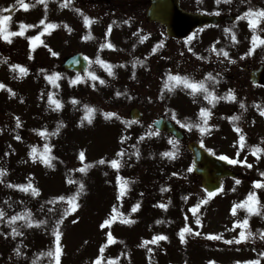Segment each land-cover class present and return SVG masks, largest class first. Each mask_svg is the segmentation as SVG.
Instances as JSON below:
<instances>
[{
  "label": "rangeland",
  "instance_id": "rangeland-1",
  "mask_svg": "<svg viewBox=\"0 0 264 264\" xmlns=\"http://www.w3.org/2000/svg\"><path fill=\"white\" fill-rule=\"evenodd\" d=\"M45 2L46 7L45 3L34 0L29 2L30 8L24 10L17 0H0V15L10 14L8 30L13 32L21 31V24H30L32 28L38 26L36 30L42 29L48 23L56 25L54 29L46 31L48 36L42 38V45L37 41L33 43V46L38 48L36 49L40 54L39 59H42L47 51L56 53V57L60 58L61 54L72 53L76 49L87 55L89 60H93L94 52L88 45L90 43L86 45L85 40L76 38L91 34L83 30L79 33L77 29L81 26H77L76 22L83 24L84 16L89 17L93 22L85 26L94 32L97 27L87 12L95 11L94 5L76 4L84 13L82 15L72 12L75 10L74 5L68 9L70 12L61 6L56 12L57 0ZM107 2L103 5L100 3V11L107 8L110 4ZM140 2L145 8L144 4L148 0ZM181 2V7L187 11L203 8L201 0ZM257 3L259 8L264 9V0H257ZM207 5L210 6V2ZM215 5L213 4V8ZM209 6L203 11L214 14ZM5 9L8 11H4ZM128 10L125 8L126 16L130 13ZM118 11L123 15L124 10ZM45 12H48L47 16ZM138 12L135 10L134 13ZM42 17L45 20L44 25L40 24ZM96 18L95 21L100 23L98 16ZM60 22L62 27H59ZM225 27L221 24L206 29ZM64 28L68 38L64 30L60 31ZM133 28L139 30L140 26L135 22ZM29 30L30 28H25L22 36L10 37L11 42L0 37V83L5 85L0 88V170L4 173L0 175V210L4 213L3 217H0V264H55L52 257L44 254L55 250L54 229L58 220H62L59 225L62 253L60 264H95L97 259H100V264H109V261L112 264H250L256 260L259 264H264V256L261 255L264 251L254 249L252 244L247 243L248 239L244 240L245 243L236 242L242 231L239 224L245 218L248 221L247 228L259 223L260 226L255 231L264 234V198L254 193L257 201L255 207L258 210L256 213H249L246 207H237L233 214L234 206L247 201L245 199L253 194L250 193V186L247 188L242 182L227 181L216 196L207 198L199 181L194 178L191 157L186 153V144L189 141L202 144L206 150H215L222 142L224 147L219 150L222 156L235 160L238 170L249 171L251 167L247 168L246 164H242L245 160L235 154L236 147L231 150L230 147L234 143H240V135L245 137L244 142L254 143L255 140L251 134L237 132L228 124L223 125L221 134L201 132L195 126H182L197 125L195 118L191 117L197 116L201 109L215 107L216 103H209L202 92L193 95L191 89L183 84L177 85L175 81H169V75L179 74L192 78L191 74H185L189 69L188 65L190 67V59L180 56H186L185 52L178 51L182 47L180 43L175 44L163 39V31L156 26H147L144 31L140 30L141 34L137 40L141 49H176L174 53L177 54V60H174V65L168 61L171 71L166 74L157 71L160 63L157 62L156 65L154 60L147 57H132V60H127L120 53L107 56L113 74L106 76V83H96L102 87L103 96L111 97L110 102L109 99L96 98L93 94L84 97L80 92L68 94L62 86V80L57 77L61 74L59 72L55 73L56 77L52 81L48 79L53 76L51 71H45L44 74L32 72L29 65L33 66L34 70L41 69V66L30 61L28 54L23 55L17 47V44L25 50L30 47L26 39L33 37L36 31ZM71 32L76 34L72 35ZM110 34V38L116 43L121 41L116 28H113ZM98 37L99 34L92 33L91 40L95 45L99 44V41L96 42ZM219 38L227 46L235 45L233 37L220 35ZM14 42L15 44H12ZM58 58L52 57L50 64L59 61ZM133 60L140 61L139 64L143 67V73L139 72L134 77L130 74ZM12 65H20L27 71L21 74L18 69H13ZM194 65L197 66L198 62L195 61ZM164 66L168 67L166 63ZM93 68V64L89 65L91 73ZM140 69L142 68H138L139 71ZM98 76L101 79L104 77L102 74ZM132 78L137 82L133 83ZM204 81L209 92L217 97H226L217 89V80H209L206 77ZM166 83L171 90L165 87ZM8 89H11V92ZM221 89L226 91L227 86L221 85ZM50 97L51 100L60 102L59 109L51 103ZM122 97L127 98L129 103L130 100L134 101H131V105H126L120 103L123 101ZM86 106L94 111L89 113ZM133 106H137L143 113L140 123L132 124L128 120V111ZM106 113L115 115L107 117ZM252 115L257 123L253 118L252 130L258 134L264 132V115H261L258 109H255ZM157 116H164L176 122L185 133L186 140L174 145L170 137L154 133L150 124ZM210 123L215 122L211 119ZM143 127L148 130L141 129ZM17 129L25 134L24 139H21V132ZM41 132L46 134L41 135ZM171 146L176 147L177 159L163 155L165 152H171ZM81 152L85 154L83 161L79 157ZM121 152L123 155L117 156V153ZM219 152L216 153L220 154ZM143 154L144 157H150L146 160L140 159L139 155ZM48 157H54L50 161L51 166L44 162ZM169 158L170 162L167 161ZM113 159L118 160V168H108ZM101 160L105 163H99ZM250 160L260 167L256 171L264 172V154L259 157L254 155ZM85 165H90L87 171H79ZM29 184L38 189L37 195H33L31 189L25 191L17 187L27 188ZM80 184H83L84 191L76 200L78 207L65 215V209L70 207L67 198L79 192ZM174 192L176 195L169 199L168 196ZM155 194L163 197L157 199ZM59 197L66 199L62 201ZM197 201L205 207L196 209L193 213L192 209L197 208ZM161 204L165 207H160ZM32 206H45L44 208L49 210L46 214L51 217L47 225L43 215L38 220L32 219L33 214L39 212L38 209L33 210ZM134 207L136 211H133ZM164 208L168 211L165 212ZM25 213H30L31 226L25 219L14 222L11 220V217L23 216ZM105 220L110 223L104 225ZM39 221L44 223L37 224ZM35 225L40 229L36 230ZM185 227L190 228L192 232L185 233V242L182 243L180 232ZM13 228L17 229V235L22 231L19 236L16 235L19 240L16 237L8 239L13 237ZM109 233L114 238L113 241H109ZM190 234L195 239L189 236ZM156 235L166 236L167 239L156 244H145V241L150 242ZM211 235L233 242L224 245L220 240L209 238ZM13 242L16 243L12 244ZM155 248L160 254L153 253ZM152 253L153 257L150 258Z\"/></svg>",
  "mask_w": 264,
  "mask_h": 264
},
{
  "label": "flooded vegetation",
  "instance_id": "flooded-vegetation-1",
  "mask_svg": "<svg viewBox=\"0 0 264 264\" xmlns=\"http://www.w3.org/2000/svg\"><path fill=\"white\" fill-rule=\"evenodd\" d=\"M108 3L114 2L115 0H107ZM236 3L233 7L228 8L227 12L232 13L231 16L226 11L222 16H231L233 20L227 22L228 26L225 28L217 29L206 27L197 30L190 38L183 42L171 41L175 44L180 43L182 47L178 51L186 53V56L181 54V57H189L190 67L188 65V74H191L192 80H204L211 74L212 77L217 80V89L220 92H223L227 96L229 90L235 95V100L223 98L217 99L214 102L216 103L215 107L209 108L210 117H218L219 125L223 126L228 124L230 126L237 127L240 130L246 131L252 127L251 125V116L255 109L258 111H264V88L253 85L250 82V72L257 69L258 67L264 66V45L258 44L253 49V36H257L260 39H264V20L257 25L255 32L251 27H249V21L246 18H241L244 16V13L252 8L253 10L261 9L258 7L257 0H235ZM125 0H121L117 6L113 4H108L107 8H104V11L96 12V14L105 15V19L102 22L104 30L110 35L108 29L111 26V30L116 28L123 38V46L126 57H138L143 58L147 57L149 60H156V63L160 58H164L166 64L170 67L171 61L172 65L175 64L174 60H177V54L174 53L172 47L167 50L168 54H164V51L160 49H148L147 51L141 49V44L138 42V37L141 34L140 30L146 29L145 21V10L143 4L140 0H131V9L128 16L124 13L118 11L120 7H123ZM101 10V8H99ZM135 10H138V13H134ZM143 12H140V11ZM195 11V10H194ZM202 15H211L208 12L195 11ZM110 15V16H109ZM137 15V16H136ZM142 16V18H141ZM118 19H122V26L118 27ZM128 21V23H125ZM137 22L140 26L139 30H134L133 23ZM150 25V24H147ZM131 31H135L138 34H133ZM202 31L201 33H199ZM226 37H235V45H225L219 38V36ZM134 36V39H132ZM134 40V41H133ZM133 43L128 45L130 42ZM176 52V51H175ZM224 52H227V57L223 55ZM179 59V58H178ZM96 62L100 59L96 57ZM198 62V65L195 66L194 62ZM160 68L161 63H160ZM221 85L224 87L227 86V90L224 91L221 89ZM241 104L244 106L241 107ZM232 117H239L238 120H232ZM216 125V124H215ZM214 125V126H215ZM253 137V135H251ZM260 141L255 140L254 143L244 142L246 145L244 155H248L249 152L253 154L251 148L257 147L256 144ZM259 157V156H258ZM249 172L252 176V179L263 178L264 172L256 171ZM240 179H248L249 174L245 171H240Z\"/></svg>",
  "mask_w": 264,
  "mask_h": 264
},
{
  "label": "snow or ice",
  "instance_id": "snow-or-ice-1",
  "mask_svg": "<svg viewBox=\"0 0 264 264\" xmlns=\"http://www.w3.org/2000/svg\"><path fill=\"white\" fill-rule=\"evenodd\" d=\"M40 3H45V7H46V2L45 0H39ZM70 2V0H69ZM17 3L24 9V10H28L30 8V4L29 3H26L25 0H17ZM67 6V4L65 5ZM4 11H8V9H5ZM78 12H80L81 10L80 9H77ZM83 15V13H81ZM241 18H246L248 19L249 21V27H251L253 29V31L255 32L256 30V27L257 25L261 22V20H264V9H258V10H253L252 8H249V10L247 12L244 13V16L241 17ZM11 17L10 16H6V15H0V37H2L4 40L8 41V42H11L10 40V37L12 36H16V35H23L24 32H23V29L25 28H29V27H32V25H24V24H21V31L19 32H13V31H9L8 30V23L10 21ZM84 22H85V25H90L93 21L87 17V16H84ZM125 23H128V21H125ZM40 24L44 25L45 24V20H41L40 21ZM56 27L55 24H52V23H48L45 25V30H49V29H54ZM109 33L111 32V26H109V29H108ZM36 38H33V40H35ZM233 39H235V37L233 36ZM258 44L260 45H264V39H260L259 37L257 36H253V49L258 46ZM103 47V46H102ZM108 47L111 48L113 47L112 44H108ZM53 55H56V53H53ZM223 55L225 57H227V52H224ZM99 63L101 64H104L103 61H99ZM136 63H139V61H136ZM135 67V64L133 65ZM13 69H18L19 72L21 74H25L26 73V69L23 68L22 66L20 65H12L11 66ZM104 67L106 68V70L108 71L109 75H112V71H111V66L110 65H107V64H104ZM48 79L50 81H52L54 79V77H48ZM79 79V78H78ZM92 79H97V77H95V75H92ZM169 81H175L177 85H180V84H183L186 88H189L191 89V94L195 95L197 92H202L204 93L205 95V99L209 100V103H213L215 100L217 99H221V97H217L214 93L212 92H209L206 85H205V81L204 80H201V81H194V80H191L188 76H180L179 74L177 75H169L168 77ZM207 79L211 80V79H215L214 77L211 76V74L208 75ZM100 83H104L103 80L100 81ZM5 85H3L2 83H0V88H4ZM165 87L166 88H169V90H171L170 86L168 83L165 84ZM10 92H11V89H8ZM15 93H13L14 95ZM117 95H119V93H117ZM223 98H227V99H232V100H235V95L232 93L231 90H229L228 94L226 97H223ZM50 100H51V97H50ZM51 103L55 104L56 108L59 109L61 107V104L58 100H51ZM244 105L241 104V107H243ZM87 111L89 113L93 112L94 109L90 108V107H87ZM115 113H106V116L107 117H111V116H114ZM200 115L201 117H203V121L201 124H197V125H191V124H185V125H182L184 127H198L200 129L201 132H204L206 131V125H207V117L210 116V112L207 110V109H201L200 111ZM261 115H264V111H261ZM175 118V117H173ZM232 120H238L239 117H232L231 118ZM89 122H91L89 120ZM179 123V121H178ZM18 126H19V122H18ZM58 131V129H57ZM236 131L237 132H240L241 130L237 127L236 128ZM41 135H45L46 133L45 132H41L40 133ZM54 134V133H53ZM17 139H19V137H17ZM245 141V137L243 135H240V142H241V145L243 146V143ZM171 143H173L174 145L177 143L176 141H171ZM46 150H47V147H46ZM33 151L35 152V149H33ZM264 151V149H261L259 147H256L253 149V154H258L260 152ZM123 153H117V156H122ZM163 155L165 156H168L170 158H174V153L172 152H165L163 153ZM79 157L81 159V161L84 160L85 158V154L84 152H81L79 154ZM51 159H54V157H48L44 162L47 163L49 166H51ZM221 159H225V160H228L229 158L227 156H222ZM230 163H236L235 160H229ZM99 163L103 164L105 163L104 160H101L99 161ZM111 163V166L113 168H118L119 167V162L118 160L116 159H113L112 161H110ZM90 167V165H85L83 168L79 169V171L81 172H86L87 171V168ZM3 171L0 170V175H3ZM17 187H21L22 190H25L27 191L28 189H31L32 191V194L33 195H37L38 194V189H35V188H32L31 184H29L27 186V188H25L24 186H17ZM257 187H264V185H260L258 184ZM84 191V186L83 184H80V189H79V192L70 197V198H67V203L70 205V207L68 209H65V215H67L70 211H74L77 207H78V204L76 203V200L79 196L80 193H83ZM122 193H123V188H122ZM209 196H212L214 195V193H211L209 192L208 193ZM60 200H65L66 198L65 197H59ZM257 201H256V197L254 194H250L249 197H248V200L243 202L242 204H239V205H236L234 206L233 208V214H235V211H236V208L237 207H246L248 212L249 213H256L258 210L257 208L255 207ZM160 207H165V205L161 204ZM133 211H136V207L133 208ZM193 213L196 212V209H192ZM4 213L2 210H0V217H3ZM30 217V213H25L23 216L22 215H16V216H13L11 217V220L14 222L18 219H25L26 220V223L29 224V226H31L32 224V221L29 219ZM37 224H41V223H44L43 221H39V222H36ZM62 223V220H58L57 221V224H56V228L54 229V233H55V237H56V247H55V250H49L47 253H45L44 255H47L49 257H52L54 260H55V264H60V256H61V247H60V231H59V225ZM110 223L109 220H105L104 221V225H108ZM197 223H199V220H197ZM102 225V227L104 226ZM247 225H248V221H247V218H245V220L239 224L240 228L242 229V231L240 232L239 234V239L236 240L237 243L241 242V241H244L246 239H248L249 237H251L253 234L249 231L247 232V234L245 233V231H243V229L247 228ZM17 232V229L16 228H13V233L15 234ZM192 230L188 227H185L183 229H181V232H180V239H181V242H185V233H191ZM196 235H199V233H196ZM211 239H221L220 236H211L210 237ZM261 238L264 239V234H261ZM108 239L109 241H113L114 238L112 237L111 233L108 234ZM167 239L166 236H163V235H156L152 238V240L149 242V241H145V244L147 243H152V244H156L157 242L161 241V240H165ZM233 241H227V243H232ZM103 252V248L101 249V253ZM262 256H264V253H261ZM95 264H100V259H97V261H95ZM109 264H112L111 261H109ZM250 264H259V261L256 260V261H251Z\"/></svg>",
  "mask_w": 264,
  "mask_h": 264
},
{
  "label": "water",
  "instance_id": "water-1",
  "mask_svg": "<svg viewBox=\"0 0 264 264\" xmlns=\"http://www.w3.org/2000/svg\"><path fill=\"white\" fill-rule=\"evenodd\" d=\"M146 17L149 22H157L164 26L167 36L177 40L185 39L201 26L219 23L225 20L222 18L193 15L181 11L178 0H151ZM63 67L75 72L84 71L86 61L79 56H74L66 60ZM251 81L254 84H264V68L252 72ZM130 117L132 120H138L141 118V114L137 110H133L130 112ZM153 126L161 132L173 135L178 140L182 139L181 133L163 118L156 120ZM187 149L193 156V172L201 178V185L208 193L216 192L220 187L221 179L225 176L232 175L225 169L223 162L208 156L198 145L190 143Z\"/></svg>",
  "mask_w": 264,
  "mask_h": 264
}]
</instances>
